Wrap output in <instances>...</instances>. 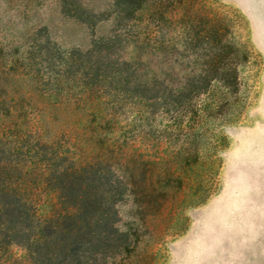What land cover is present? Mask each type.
<instances>
[{
  "label": "rangeland",
  "instance_id": "obj_1",
  "mask_svg": "<svg viewBox=\"0 0 264 264\" xmlns=\"http://www.w3.org/2000/svg\"><path fill=\"white\" fill-rule=\"evenodd\" d=\"M153 1L138 13L139 27L148 25ZM168 2V20L151 27L180 42L192 27L203 32L214 21L238 50V93L220 114L174 127L160 108L53 100L47 93L56 87L42 70L36 75V63L119 34L113 0H0V97L11 108L0 118V138L14 141L17 129L26 130L33 140L59 143L82 165L106 160L112 180L134 165L135 185L116 205L129 249L103 264H264V0ZM185 60L176 58L182 66ZM54 202L41 195L39 214ZM3 258L30 264L19 246Z\"/></svg>",
  "mask_w": 264,
  "mask_h": 264
},
{
  "label": "trees",
  "instance_id": "obj_2",
  "mask_svg": "<svg viewBox=\"0 0 264 264\" xmlns=\"http://www.w3.org/2000/svg\"><path fill=\"white\" fill-rule=\"evenodd\" d=\"M148 2L113 0L119 34L115 30L85 52L58 53L36 63V75L42 70L56 87L47 95L59 102L70 96L97 99L103 110L128 102L150 111L160 108L174 127L197 126L207 115L220 114L239 89V54L222 34L225 28L209 20L203 32L192 27L176 42L169 32L151 27L152 21L168 20V0L153 1L148 25L139 27L138 13ZM177 56L187 59L185 66ZM4 103L0 97L1 119L11 110ZM141 112L135 114L139 119ZM13 137L12 145L0 138V264L12 246L21 247L30 264H103L119 251L127 254L130 235L118 227L116 205L135 185L134 165H126L128 175L112 180L106 160L82 165L59 143L33 140L26 130L17 129ZM44 194H52L55 202L41 216Z\"/></svg>",
  "mask_w": 264,
  "mask_h": 264
}]
</instances>
